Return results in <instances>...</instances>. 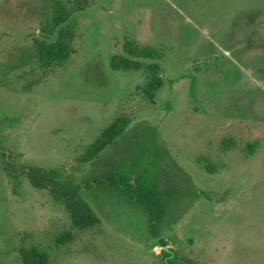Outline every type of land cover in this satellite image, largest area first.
<instances>
[{
    "label": "rangeland",
    "instance_id": "374dc122",
    "mask_svg": "<svg viewBox=\"0 0 264 264\" xmlns=\"http://www.w3.org/2000/svg\"><path fill=\"white\" fill-rule=\"evenodd\" d=\"M58 5L69 18L54 27ZM62 29L71 56L45 67L36 42ZM126 44L159 53L154 102L147 70L110 66ZM118 118L125 137L86 160ZM147 128L175 193L158 236L144 208L86 185ZM0 150L14 174L0 155V264L30 246L49 264H264V0H0ZM33 167L79 186L100 223L76 228Z\"/></svg>",
    "mask_w": 264,
    "mask_h": 264
},
{
    "label": "trees",
    "instance_id": "16d2710c",
    "mask_svg": "<svg viewBox=\"0 0 264 264\" xmlns=\"http://www.w3.org/2000/svg\"><path fill=\"white\" fill-rule=\"evenodd\" d=\"M54 15V27L62 26L69 18L66 7L62 5L55 8ZM65 33L66 30L62 29L58 39L54 42L40 40L36 42V55L43 66L48 67L54 62L66 61L71 56ZM124 50L125 55H115L111 58V68L125 71L147 70L149 79L143 92L149 100L154 102L157 91L163 85V78L160 74L161 67L159 63L155 62L159 57L158 51L153 47L140 48L133 44H126ZM148 61L153 62L148 63ZM128 122V119L118 118L106 128L90 146L89 153L85 157L86 160L92 161L101 151L115 143L118 138L125 137L124 133ZM142 131L135 133L134 138L130 139L131 144L127 146L130 156L121 158L114 163L116 167L113 168V171L101 176H94L87 181L86 185L90 189L111 187L134 205L144 208L150 218L149 231L153 236H158L159 222L165 215L170 200L175 197V193L170 192L171 190L165 186L168 180L165 179L159 163L163 150H154L155 129L147 128L144 129V132ZM0 155L4 157L9 174L14 175L11 172L12 163L7 153L0 150ZM25 172L35 188L48 189L62 199L76 228L86 230L100 223L93 208L81 197L79 186L67 188L64 183L58 180L55 171H47L40 167H33ZM106 183L107 185L101 186ZM70 237L71 235L67 234L66 238ZM160 243L162 246L167 245L163 239L160 240ZM20 253L23 264H49L47 253L39 250L36 246L23 248Z\"/></svg>",
    "mask_w": 264,
    "mask_h": 264
},
{
    "label": "flooded vegetation",
    "instance_id": "af4514ba",
    "mask_svg": "<svg viewBox=\"0 0 264 264\" xmlns=\"http://www.w3.org/2000/svg\"><path fill=\"white\" fill-rule=\"evenodd\" d=\"M8 155V154H7ZM167 246V245H166Z\"/></svg>",
    "mask_w": 264,
    "mask_h": 264
}]
</instances>
